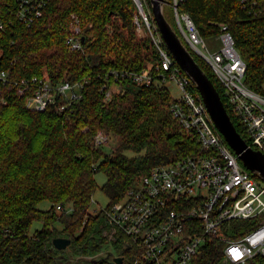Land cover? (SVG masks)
Returning a JSON list of instances; mask_svg holds the SVG:
<instances>
[{
	"label": "trees",
	"instance_id": "obj_1",
	"mask_svg": "<svg viewBox=\"0 0 264 264\" xmlns=\"http://www.w3.org/2000/svg\"><path fill=\"white\" fill-rule=\"evenodd\" d=\"M165 1L164 14L181 36L174 0ZM146 5L150 11L151 0ZM16 8L17 0H0V71L10 79L0 86L7 99L0 102V264H72V258L86 257L88 264H118L101 255L112 251L105 250L107 244L123 255L127 251L121 236L109 241L104 235L105 210L155 166L203 153L200 139L173 117L169 108L175 99L160 81L145 86L125 80L120 92L106 95L114 82L110 70L151 71L159 64L151 38L137 33L134 0H49L43 16L30 25L17 17ZM177 12L189 15L204 40L218 37L227 24L247 66L244 83L264 94V0H177ZM75 20L85 38L79 51L66 45ZM189 49L226 102L211 67ZM45 72L53 84L82 83L81 97L66 111L30 110L17 95L13 81ZM227 111L246 139L238 118ZM99 131L108 141L96 147ZM98 171L107 176L102 190L110 204L92 214ZM42 201L50 207L38 208ZM35 221L42 227L31 235ZM56 237L71 243L58 250ZM224 245L210 238L192 264H221ZM138 253L135 248L120 264H133ZM246 264H264V255Z\"/></svg>",
	"mask_w": 264,
	"mask_h": 264
},
{
	"label": "built area",
	"instance_id": "obj_2",
	"mask_svg": "<svg viewBox=\"0 0 264 264\" xmlns=\"http://www.w3.org/2000/svg\"><path fill=\"white\" fill-rule=\"evenodd\" d=\"M134 1L137 33L151 38L159 53V64L151 71L110 70L114 82L106 95L120 92L125 80L145 86L155 81H175L181 96L169 110L185 128L197 133L204 152L155 166L142 176L123 199L104 208L108 223L104 235L109 241L121 236L133 244L139 252L133 264H192L193 257L210 238L225 242L221 264H246L253 256L264 255V186L243 166L217 129L195 83L163 40L146 0ZM48 3L49 0H17V17L30 25L43 16ZM174 6L179 29L186 34L189 47L208 63L222 84L225 107L244 127V139L264 154V94L244 83L247 66L229 26L222 24L220 50L210 53L189 15L177 12V0ZM70 32L67 47L81 50L79 20L71 24ZM8 82L9 74L0 71V86ZM13 84L17 95L26 99L27 108L38 112L52 106L64 112L81 97L82 83L53 84L47 72ZM6 101L0 95V102ZM107 141V134L99 131L94 144L99 147ZM57 209L62 210V206ZM240 222L249 223L248 228L236 231Z\"/></svg>",
	"mask_w": 264,
	"mask_h": 264
},
{
	"label": "water",
	"instance_id": "obj_3",
	"mask_svg": "<svg viewBox=\"0 0 264 264\" xmlns=\"http://www.w3.org/2000/svg\"><path fill=\"white\" fill-rule=\"evenodd\" d=\"M165 2V0H151V10L168 49L195 83L214 124L231 149L236 153L243 166L264 180V154L249 146L237 131L214 83L197 63L189 47L183 42L181 36L166 18L164 14ZM84 39L83 36L82 42H84ZM70 243V239L63 237H56L53 240L54 247L58 250H65ZM95 262V260H92L91 264H95ZM115 262L120 264L122 259L115 258Z\"/></svg>",
	"mask_w": 264,
	"mask_h": 264
},
{
	"label": "rangeland",
	"instance_id": "obj_4",
	"mask_svg": "<svg viewBox=\"0 0 264 264\" xmlns=\"http://www.w3.org/2000/svg\"><path fill=\"white\" fill-rule=\"evenodd\" d=\"M146 2H147V0H146ZM149 9L151 11V8H149ZM180 32H181V37H182L183 41L189 45L186 34L183 32L182 29L180 30ZM204 41L207 45V50L210 53H214V52L220 50V47L222 45L221 41L218 39V37L207 38ZM164 84L167 87V89L170 91V94L173 96L174 99H177L181 96L180 89H179V87L175 81L168 80ZM106 149H108V148L106 147ZM95 179H96V183L98 185V188L93 195V201H92V204H91V207L89 210L90 213H92V214H95V213L99 212L100 210L107 208V206L110 204L109 197L102 190V187L104 186V184L107 181V176L105 175V173L103 171H98L96 173ZM258 180H259L260 185L264 186V180H262L261 178H258ZM50 205H51L50 202L42 201L38 204V208L46 210L50 207ZM41 227H42V223L40 221L33 222V225L30 229V234L33 235L35 230L40 229ZM106 249L113 250L114 248H113L112 244H107L105 250ZM101 255L106 256V252L104 251L103 254H101ZM88 260H90L89 257H86L85 259L72 258L71 261H72V264H88Z\"/></svg>",
	"mask_w": 264,
	"mask_h": 264
},
{
	"label": "flooded vegetation",
	"instance_id": "obj_5",
	"mask_svg": "<svg viewBox=\"0 0 264 264\" xmlns=\"http://www.w3.org/2000/svg\"><path fill=\"white\" fill-rule=\"evenodd\" d=\"M124 241V243H120V246H122V249H125L127 251H125L124 255L122 254V250H116L113 249L112 251H109L108 253H106L107 258H109L110 260H113L115 262V258H121L122 261L124 260L123 258L127 255H130L133 250L135 249V246L131 243H129L128 241L122 240ZM124 245V246H123ZM110 255V256H108Z\"/></svg>",
	"mask_w": 264,
	"mask_h": 264
}]
</instances>
